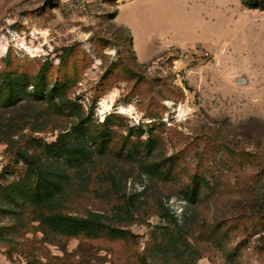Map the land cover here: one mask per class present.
Returning a JSON list of instances; mask_svg holds the SVG:
<instances>
[{
  "label": "rangeland",
  "instance_id": "374dc122",
  "mask_svg": "<svg viewBox=\"0 0 264 264\" xmlns=\"http://www.w3.org/2000/svg\"><path fill=\"white\" fill-rule=\"evenodd\" d=\"M118 2L0 0V79L45 69L73 108L0 109V195L33 180L22 154L52 161L46 146L81 117L97 154L84 168L54 159L71 177L59 211L132 237L47 235L39 211L2 199L0 264H264V11ZM194 175L209 189L188 200Z\"/></svg>",
  "mask_w": 264,
  "mask_h": 264
},
{
  "label": "trees",
  "instance_id": "16d2710c",
  "mask_svg": "<svg viewBox=\"0 0 264 264\" xmlns=\"http://www.w3.org/2000/svg\"><path fill=\"white\" fill-rule=\"evenodd\" d=\"M118 1L112 0L114 3H119ZM122 1L125 2L126 0ZM241 2L248 9L264 11V0H241ZM44 72L45 69H42L38 73L35 77V83H32L24 75L6 74L4 78L0 79V109H7L16 105L21 99L29 98L37 101H48L50 105L73 111L67 99L62 97L58 99L59 104H55V98H58L56 96L57 91L47 87ZM30 87H32V93L28 92ZM78 119V124L71 131L60 134L57 141L47 145L45 149L54 159L63 158L64 164H75L84 168V163L91 162L97 151L87 140L88 131L83 126L81 117ZM3 131L0 129L1 133ZM102 138L103 140L109 139L108 133L103 134ZM21 158L29 165L33 180L31 179L24 186L20 185L2 193L0 195V209L2 208V199H6L10 207L17 206L21 202L24 206L39 211V221L44 227V232L54 237L76 238L80 235L89 238H98L101 235L115 239L132 237L129 232L107 226L108 218L103 214L91 212L86 218H78L59 211L60 197L70 186L71 178L63 163H55L54 159L48 162L38 155H29L28 153L22 154ZM147 173L153 180L166 177V172L154 164L147 166ZM184 189L186 199L198 198L204 190L209 189V182L194 175L191 177V183ZM160 207L165 211L164 217L168 219V210L162 202ZM173 221L177 225V219L173 217Z\"/></svg>",
  "mask_w": 264,
  "mask_h": 264
},
{
  "label": "crops",
  "instance_id": "0c3cea01",
  "mask_svg": "<svg viewBox=\"0 0 264 264\" xmlns=\"http://www.w3.org/2000/svg\"><path fill=\"white\" fill-rule=\"evenodd\" d=\"M126 25H127V27L131 28L132 31H133V27H132V26H130L129 24H126ZM133 33H134V31H133ZM134 34H135V33H134Z\"/></svg>",
  "mask_w": 264,
  "mask_h": 264
},
{
  "label": "water",
  "instance_id": "95a60500",
  "mask_svg": "<svg viewBox=\"0 0 264 264\" xmlns=\"http://www.w3.org/2000/svg\"><path fill=\"white\" fill-rule=\"evenodd\" d=\"M238 82H239V84H244L245 83L243 80H239Z\"/></svg>",
  "mask_w": 264,
  "mask_h": 264
},
{
  "label": "bare ground",
  "instance_id": "6f19581e",
  "mask_svg": "<svg viewBox=\"0 0 264 264\" xmlns=\"http://www.w3.org/2000/svg\"><path fill=\"white\" fill-rule=\"evenodd\" d=\"M122 112H125V110H122Z\"/></svg>",
  "mask_w": 264,
  "mask_h": 264
}]
</instances>
